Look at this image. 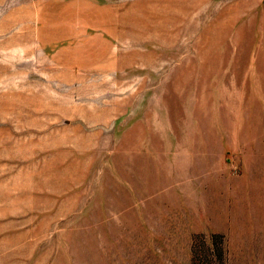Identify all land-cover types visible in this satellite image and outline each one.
<instances>
[{
	"label": "rangeland",
	"instance_id": "rangeland-1",
	"mask_svg": "<svg viewBox=\"0 0 264 264\" xmlns=\"http://www.w3.org/2000/svg\"><path fill=\"white\" fill-rule=\"evenodd\" d=\"M0 264H264V0H0Z\"/></svg>",
	"mask_w": 264,
	"mask_h": 264
}]
</instances>
